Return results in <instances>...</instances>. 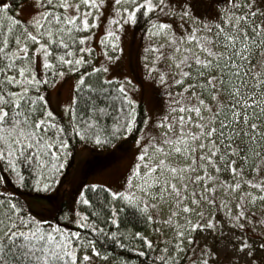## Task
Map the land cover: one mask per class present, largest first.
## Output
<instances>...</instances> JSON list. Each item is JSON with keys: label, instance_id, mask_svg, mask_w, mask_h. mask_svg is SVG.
I'll return each instance as SVG.
<instances>
[{"label": "snow or ice", "instance_id": "snow-or-ice-1", "mask_svg": "<svg viewBox=\"0 0 264 264\" xmlns=\"http://www.w3.org/2000/svg\"><path fill=\"white\" fill-rule=\"evenodd\" d=\"M105 3L12 0L10 7L0 0V173L11 174L10 178L0 175V264H92L90 253L100 256L87 233L38 218L13 192L26 184L37 190L53 186L65 168L70 127L82 140L97 144L120 132L127 136L134 131V109L125 112L128 103H122L111 125L113 131L100 132L97 117L107 115L111 105L99 106L97 101L110 102L121 96L123 102L130 101L124 95V84H119L115 96L109 94L116 77L109 80L100 75L109 68L93 66L95 49L87 44L91 36L81 34L95 27ZM194 3L188 0L180 13L182 20L191 21L190 30L182 35L168 23L148 24L150 36L166 37L165 44L146 50H155L148 71H158L155 62L164 56L160 49L169 48L171 84L179 90L169 92L168 113L156 122V134L149 136L141 130L137 137L142 147L122 190L106 187L112 212L106 219L119 222L115 201L133 217L139 214L147 222L158 221L168 228L171 235L162 242L164 247L157 246L160 254L153 256L154 264H184L185 258L189 264H209L212 257L219 260L221 256L226 258L221 264H264V236L242 240L235 235L247 223L264 228V215L256 219L257 211L264 214V0H226L212 21L194 15ZM113 4L115 15L109 17L101 41L109 62L117 58L109 51H121L119 31L125 23H136L141 16L147 18L167 7L166 0H113ZM20 12L25 15L18 16ZM78 53H88L89 58ZM82 65L90 71L78 75L73 84V94L63 108L68 114L65 123L56 118L39 90L56 87ZM93 74L95 85L86 81ZM167 81V75L160 72L157 82L167 88ZM9 182L16 188L5 190ZM85 187L96 189L98 185ZM103 201L101 197V206ZM77 203L94 206L83 190ZM165 209L166 217L161 218ZM221 210L233 231L216 236L217 227L224 228L215 218ZM92 215L100 218L98 212ZM76 217L79 228L105 235L85 212L77 210ZM197 232L201 238L211 236L223 252L206 243V251L191 259L184 241L188 245L196 242ZM107 235L120 248L126 247L119 232ZM134 237L149 249L153 247V241L141 232L136 231Z\"/></svg>", "mask_w": 264, "mask_h": 264}, {"label": "rangeland", "instance_id": "rangeland-1", "mask_svg": "<svg viewBox=\"0 0 264 264\" xmlns=\"http://www.w3.org/2000/svg\"><path fill=\"white\" fill-rule=\"evenodd\" d=\"M4 2L9 3L10 7L12 6L11 0H4ZM166 3L167 7H165L163 12L152 13L147 18L141 16L136 23L129 22L123 25V28L119 31V46L121 51L115 54L109 51V55H116L117 58L114 61L109 62L106 60L101 43L105 36V30L109 28V17L115 15L113 0H106L105 5L100 9V13L96 17L97 23L95 27L81 33L82 35L91 36V40L87 44L95 49L92 53V57L94 58L92 61L93 66L103 64L109 68V71L107 74L102 73V76L106 75L109 80L112 77H116V81L114 82L118 85L124 84L126 89L125 95L130 97V102L142 104L144 121L133 138L124 137L107 148L92 147L89 143L84 142L75 144L67 160L68 162H66L64 175L59 179L54 189L44 195L25 192L21 194L24 203L31 206L33 214L38 218L52 220L57 209L62 205L61 203L65 202L67 221L76 225L74 220L77 218V210L83 212L78 208L77 200L79 192L84 191L85 186L92 184L105 188L111 187L115 191L122 190V186L126 184L127 177L131 173L132 166L136 163L135 157L142 147V145L136 143L137 137L141 136V130H146L149 136L156 134V122L168 113L169 92H177L179 89L171 84L173 71L169 68V48L164 47L160 49L164 53V56L155 62L158 71L153 73H149L148 71L152 67L155 50H146L149 49L150 45L159 46L165 44L166 41V37L164 36H150L148 24L156 21L168 23L172 25V30L177 35H182L186 29L190 30L191 27V21L186 18L182 20L180 15L183 8L188 6V0H166ZM225 3L226 0H220L219 3H217V0H195L193 5L194 15L198 16L201 20L212 21L217 18L218 10ZM170 9L175 12V15L172 14ZM13 10L15 11V8ZM23 15H25L23 12L18 14V16ZM91 21L92 18L89 17V23ZM79 55H83L85 59L89 58L88 53H79ZM33 65L35 67V60L33 61ZM39 72L42 77L43 68H40ZM79 72L69 73L68 78L58 82L56 87L46 86L43 90L46 100L49 101L48 106L55 111L58 117L65 119L68 115L63 111V108L73 94L75 80L78 78V75L83 73ZM160 72H164L168 77L167 88L157 82ZM125 77H127V80H125ZM146 121L148 123H145ZM144 143H147L146 139ZM217 205H219V199L217 200ZM256 207L259 209V204ZM209 211H212L211 206H209ZM235 211L236 209L233 205V214H235ZM166 212L167 210L165 209L160 213L161 218L166 217ZM262 215L264 214L257 211L256 219H260ZM215 218L221 220V223L224 225L223 229L219 226L217 227L216 236H220L222 233L230 234L233 231L227 223V219L224 218L223 210ZM241 223H245V221L241 220ZM154 228H160L161 231L156 232ZM170 235V230L158 221L150 222L145 236L153 241V247L156 249L152 253L153 256L160 254L157 246L160 248L164 247L165 245L162 242ZM235 235L241 236L242 240L244 236L258 240L261 236H264V228L247 223L245 229L235 230ZM196 236V242L191 245H188L187 240L184 241V244L188 246L191 259L195 260L206 251V243L213 250L223 252L219 244L212 243L211 236L201 238L199 232L196 233ZM228 247H231V245H228ZM90 255L92 256V264H137L135 261L119 259L108 261L105 259L106 255L102 253H100V256L91 253ZM224 260L226 258L223 256L219 260L212 257L209 260V264H221V261ZM184 264H189L188 258H185Z\"/></svg>", "mask_w": 264, "mask_h": 264}, {"label": "trees", "instance_id": "trees-1", "mask_svg": "<svg viewBox=\"0 0 264 264\" xmlns=\"http://www.w3.org/2000/svg\"><path fill=\"white\" fill-rule=\"evenodd\" d=\"M12 1V0H11ZM7 22L5 21V24ZM139 24V23H138ZM79 54V53H78ZM81 70L80 72H88L90 71L89 67L87 65L80 66ZM79 72V73H80ZM102 76V73H100ZM86 81L89 83H92L95 85L96 83V75L93 74L92 77H86ZM119 87V85L116 82H113L111 88L113 91H110V95L115 96L116 91ZM46 86H42L40 88V92L44 93V89ZM125 95V93H124ZM122 103H128V107L124 108L125 112H129L134 109V114L136 117L135 121V128L132 133H129V135L124 136L122 132L118 133L115 136H109L108 141L97 144L90 140H82L79 136L72 133L71 127L69 129V148L68 152L64 157V163L66 166V162L70 157V154L72 152L73 147L75 144L84 142L89 143L92 147H104L107 148L110 145L114 144L116 141L119 142L124 137L127 138H133L139 131L143 121H144V109L142 104L140 103H131L129 102H123L122 96L120 99L114 100V101H105L103 99H100L97 101V104L99 106H107L111 105L108 108V114L103 116L102 118L97 117L100 119V132L103 135H107L109 132L113 131L111 128V125L117 121V111L120 109ZM87 115V113H85ZM57 119H61V117L56 116ZM63 122H68V115L65 119H63ZM106 126V127H105ZM65 168L61 169L56 177V181L53 182V186L49 188L48 190H37L35 187H28L27 184L23 187H20L16 189L13 194L16 196L17 199L21 201V203H24L21 194L22 193H31V194H38V195H44L48 194L52 189L55 188L57 182L61 177L64 175ZM0 175L9 177L11 176L10 173L2 172ZM90 186V185H87ZM16 188L15 185L12 183H7L5 186V190H11ZM105 187L98 185L96 189H92L91 187H85V195L87 198H89L93 202V207L89 208L88 206H85L83 204H78V208H80L83 212H85L86 215H89L90 221L95 219L96 220V226L101 228L104 231V236L100 237L96 233H91L88 229H81L79 226L71 224L67 221L66 217V203L62 202L61 206L59 207V211L56 212L54 217L52 218L53 223H56L57 221L61 224V226L65 228H70L72 230H79L81 232H85L89 235V238L93 239L96 247L99 249L100 253L105 254L106 260H124V261H135L137 264H154L153 262V254L156 249L152 247L151 249L148 248V246L144 243V241L141 238L134 237V233L136 231H139L142 233L143 236H145V233L150 225V222H147L146 219L140 218V215L137 214L136 217H133L130 214V211H126L124 207L121 205L120 202L113 201L112 203L115 205L116 209L118 210L117 214V220L119 221L116 224L111 223L106 219L107 216L112 215L110 207L107 206V202L111 201V197L108 196V194L105 191ZM103 197L104 206H101V203L99 202L100 198ZM25 204V203H24ZM99 213L100 218L96 219L95 216L92 215V213ZM64 217L61 219V217ZM109 231H117L119 232L121 243L125 244V248H120L117 244L114 243L112 238L107 235ZM129 234H133L130 238ZM135 249V250H133ZM143 253V254H141Z\"/></svg>", "mask_w": 264, "mask_h": 264}]
</instances>
